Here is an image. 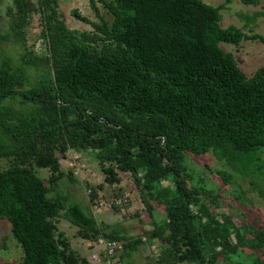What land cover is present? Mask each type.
Wrapping results in <instances>:
<instances>
[{"label":"trees","instance_id":"obj_1","mask_svg":"<svg viewBox=\"0 0 264 264\" xmlns=\"http://www.w3.org/2000/svg\"><path fill=\"white\" fill-rule=\"evenodd\" d=\"M89 1L99 21L72 14L93 30L69 27L58 0H9V28L0 31V160L9 162L0 169V218L23 250L20 264H93L62 220L77 237L118 240L127 251L157 241L158 264H248L233 259L244 249L264 264L260 217L236 223L220 213L222 198L189 167L190 156L212 153L225 185L245 180L264 200V65L249 76L222 45L264 36L223 26L225 3ZM36 16L43 49L28 40ZM71 149L94 155L110 184L120 183L118 170L131 172L152 217L156 202L165 219L134 237L100 221L94 189L88 203L67 190L77 163L64 169L58 153Z\"/></svg>","mask_w":264,"mask_h":264},{"label":"rangeland","instance_id":"obj_2","mask_svg":"<svg viewBox=\"0 0 264 264\" xmlns=\"http://www.w3.org/2000/svg\"><path fill=\"white\" fill-rule=\"evenodd\" d=\"M207 3L218 6L225 3L222 9V24L225 27L234 25L243 29L246 33H258L264 36V16L255 18V13L264 11V0H258V3H246L242 0H205ZM63 18L69 27L76 30H93V26L83 20L78 19L72 14L73 9H77L81 14L93 21H99L89 0H58ZM9 0H0V31H6L9 28V18L6 15V9ZM100 11L106 17L111 18L107 9L98 4ZM42 30L41 19L36 16L29 28L28 40L29 44L37 43L38 49H43V39L39 37ZM223 47L231 51L237 57L241 68L250 76L260 66L264 65V42L260 40H244L240 45L231 43H223ZM80 155L77 160L75 169L78 181L69 183L67 190L74 197L88 203L91 199L89 189L92 188L98 197L107 199H122V205L114 204L111 208L97 213L100 221L111 224L112 226L122 225L126 228V232L130 236H137L143 233V230H151L153 228V220L162 222L166 217V211L161 204L153 202V216L144 204L140 191L136 185L134 176L131 172H122L118 169L120 183L110 184L106 181V174L100 161L90 153H84L71 149L66 155L58 153L62 166L69 170L70 157L74 154ZM264 156V152L262 154ZM65 160L69 161L66 162ZM9 166L7 160H0V169ZM72 166V165H71ZM189 167L193 170V175L197 181H204L212 194H219L222 198V206L220 213L232 212L235 216L236 223L255 221L254 216L260 217V224L264 225V200L253 192L249 183L245 180L235 179L233 184L225 185L219 176L218 170L223 168L222 162L218 160L212 153L201 156H190ZM37 173L47 179L50 175L49 169L36 168ZM169 181L163 182L167 185ZM190 185V181H188ZM243 193V197L238 198ZM241 195V194H240ZM60 228L64 230L70 237L73 246L83 255L92 253L94 246H90L89 242L76 236L77 227L70 224L67 220H62ZM10 236V224L0 218V239ZM23 257V250L18 243L11 237L8 238V246L0 250V264H20ZM234 260L245 261L253 264L255 257L251 254V250L244 249L240 251ZM136 264H143L144 261L137 257ZM219 264H234L233 261L221 259Z\"/></svg>","mask_w":264,"mask_h":264},{"label":"built area","instance_id":"obj_3","mask_svg":"<svg viewBox=\"0 0 264 264\" xmlns=\"http://www.w3.org/2000/svg\"><path fill=\"white\" fill-rule=\"evenodd\" d=\"M80 155L74 153L69 161L70 166L79 160ZM66 162H69L65 160ZM91 191V190H89ZM114 204L122 205V199H113L111 201L101 198L95 203L93 211L97 214L103 210L111 208ZM94 246V252L88 256L89 260L93 264H121L119 251L121 243L118 240L106 239L100 236L97 241L90 242ZM151 249L157 254L159 252V244L154 241L151 245Z\"/></svg>","mask_w":264,"mask_h":264},{"label":"crops","instance_id":"obj_4","mask_svg":"<svg viewBox=\"0 0 264 264\" xmlns=\"http://www.w3.org/2000/svg\"><path fill=\"white\" fill-rule=\"evenodd\" d=\"M89 245L91 246L90 242ZM120 251L122 264H136L135 259L137 257H140L144 261L143 264H158L156 253L151 249V244L149 242L140 245L138 249L134 251H127L123 247L120 248ZM92 252H94V248L92 249Z\"/></svg>","mask_w":264,"mask_h":264}]
</instances>
